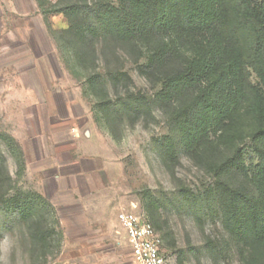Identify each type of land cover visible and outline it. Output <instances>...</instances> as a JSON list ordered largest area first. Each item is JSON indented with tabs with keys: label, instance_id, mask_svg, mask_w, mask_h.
<instances>
[{
	"label": "rangeland",
	"instance_id": "374dc122",
	"mask_svg": "<svg viewBox=\"0 0 264 264\" xmlns=\"http://www.w3.org/2000/svg\"><path fill=\"white\" fill-rule=\"evenodd\" d=\"M46 1L41 8L37 0H0V136L20 143L24 169L1 139L0 151L12 178L9 194L42 195L55 232L44 245L2 204L0 264H134L118 215L147 213L150 195L159 201L163 230L173 242L170 264L178 255L186 264H243L239 243L223 225L219 191L228 181L221 166L239 154L184 139L176 116L187 101L162 99L164 86L131 57L123 58L130 78L107 80L105 93L98 88L95 95L88 76H105L111 52L105 49L103 57L101 41L96 65L89 58V66L80 67L64 34L68 17L45 14L57 0ZM105 94L115 103L110 115L98 105ZM132 94L147 97L151 115H124ZM169 139L175 156L168 153ZM258 159L247 154L237 165L248 168Z\"/></svg>",
	"mask_w": 264,
	"mask_h": 264
},
{
	"label": "trees",
	"instance_id": "16d2710c",
	"mask_svg": "<svg viewBox=\"0 0 264 264\" xmlns=\"http://www.w3.org/2000/svg\"><path fill=\"white\" fill-rule=\"evenodd\" d=\"M37 1L41 8L47 2ZM82 1L57 0L44 13L68 17L65 38L83 69L96 65L101 41L103 57L105 49L111 52L113 63L105 58V76L97 71L88 76L92 92L97 96L98 88L104 92L107 80L130 78L123 70V58L128 56L144 75L164 86L162 99L187 101H181L185 109L176 116L182 137L206 150L239 154L227 157L221 166L228 175L227 184L218 187L223 225L239 243L243 264H264V0ZM71 71L77 74L74 68ZM105 96L98 105L110 115L115 103ZM128 100L122 112L131 120L151 115L144 94H132ZM210 128H217L214 138L204 140ZM0 139L23 170L20 143L8 134ZM168 145V153L175 156L171 139ZM247 154L258 156V162L239 167L237 161ZM239 175L245 179L236 181ZM11 181L0 151V208L3 204L8 212L17 213L29 236L47 244L55 232L49 204L37 193L9 194ZM248 181L257 189H248ZM146 208L161 233L163 249L170 253L173 242L163 230L158 199L150 195ZM177 264H186L182 255Z\"/></svg>",
	"mask_w": 264,
	"mask_h": 264
},
{
	"label": "built area",
	"instance_id": "2783aa9c",
	"mask_svg": "<svg viewBox=\"0 0 264 264\" xmlns=\"http://www.w3.org/2000/svg\"><path fill=\"white\" fill-rule=\"evenodd\" d=\"M122 224L135 264H170V253L163 249L161 233L144 212H121Z\"/></svg>",
	"mask_w": 264,
	"mask_h": 264
},
{
	"label": "crops",
	"instance_id": "0c3cea01",
	"mask_svg": "<svg viewBox=\"0 0 264 264\" xmlns=\"http://www.w3.org/2000/svg\"><path fill=\"white\" fill-rule=\"evenodd\" d=\"M134 262V261H133ZM135 264V263H134Z\"/></svg>",
	"mask_w": 264,
	"mask_h": 264
}]
</instances>
